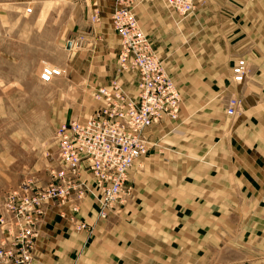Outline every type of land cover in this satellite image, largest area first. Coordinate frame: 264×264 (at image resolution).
Returning <instances> with one entry per match:
<instances>
[{
  "label": "crops",
  "instance_id": "obj_1",
  "mask_svg": "<svg viewBox=\"0 0 264 264\" xmlns=\"http://www.w3.org/2000/svg\"><path fill=\"white\" fill-rule=\"evenodd\" d=\"M44 2L56 5L55 11L59 2L66 6L60 27L58 15L44 13L38 0H0L3 44L29 21L50 22L34 31L49 28L48 49H64L57 77H68L71 86L77 79L93 92L109 85L120 47L110 20L116 1ZM96 2L102 16L94 22ZM136 2L141 25L181 92L180 115L147 130L150 150L130 172L131 193L105 217L93 195L77 212L70 202L45 204L33 264H264V0H196L187 16L166 0ZM80 34L87 40L77 44ZM241 59L246 74L238 80L233 68ZM121 77L134 89L130 73ZM234 95L241 100L240 112L229 115ZM43 101L38 95L37 102ZM59 103L46 113L55 119V131L60 119L75 116ZM54 139L49 147L33 142L49 153L34 165L28 192L49 181L50 166L62 165ZM23 183L16 189L25 191ZM10 191L0 190V216L6 217L0 243L5 244L19 231L6 207ZM81 221L89 227L77 230L75 222Z\"/></svg>",
  "mask_w": 264,
  "mask_h": 264
},
{
  "label": "built area",
  "instance_id": "obj_2",
  "mask_svg": "<svg viewBox=\"0 0 264 264\" xmlns=\"http://www.w3.org/2000/svg\"><path fill=\"white\" fill-rule=\"evenodd\" d=\"M115 1L110 17L120 40L115 73L109 85L99 86L93 92L98 104L91 112L58 125L55 137L62 165L51 170L49 181L33 192H28L32 182H25V191L14 189L8 194L6 207L13 213L11 226H18L19 231L10 243H0V264L34 263L36 225L46 203L70 202L72 211L77 212L85 197L93 195L98 199L100 216L105 217L118 202H124L132 190L130 172L150 150L147 130L180 115L181 92L140 23L135 10L137 0ZM166 2L182 16L196 7V0ZM26 10L32 11V7ZM101 16L102 7L96 2L91 19L100 21ZM75 40L80 44L87 40V35L80 34ZM233 71L235 79L242 80L245 61L241 59ZM123 72L132 75L134 89L125 86ZM61 73L60 67L45 63L40 79L51 82ZM240 107V98L231 96L227 113L236 115ZM71 218L75 220L73 215ZM5 222L6 217L0 216V223ZM75 227L83 230L89 224L75 222Z\"/></svg>",
  "mask_w": 264,
  "mask_h": 264
},
{
  "label": "rangeland",
  "instance_id": "obj_3",
  "mask_svg": "<svg viewBox=\"0 0 264 264\" xmlns=\"http://www.w3.org/2000/svg\"><path fill=\"white\" fill-rule=\"evenodd\" d=\"M38 1L44 13L58 15L60 27L65 20L66 6L59 2L55 11L56 5ZM37 25L44 29L50 22H27L24 29H14L5 45L0 30V190H14L21 183L34 180L32 169L47 156L49 149L33 147V142H47V147L55 145V119L50 121L46 113L56 107V101L60 100V107L69 109V113L73 111L74 117H84L94 107L93 91H88L77 79L75 86H71L73 82L66 76L41 82L37 72L42 65H58L65 57L64 49H48L51 32L48 28L37 34L34 31ZM38 95H43L42 103L37 102ZM86 108L89 110L80 114ZM62 121L65 120L60 119L59 123ZM53 168H49V177Z\"/></svg>",
  "mask_w": 264,
  "mask_h": 264
}]
</instances>
